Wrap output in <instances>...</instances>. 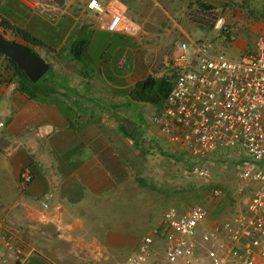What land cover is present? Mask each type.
Instances as JSON below:
<instances>
[{
    "label": "crops",
    "instance_id": "obj_1",
    "mask_svg": "<svg viewBox=\"0 0 264 264\" xmlns=\"http://www.w3.org/2000/svg\"><path fill=\"white\" fill-rule=\"evenodd\" d=\"M88 1L59 7L60 0H0L4 25L0 32L7 39L31 48L43 60L46 49L63 51L69 46L67 56L56 65H62L58 74L46 61L51 75L31 96L19 89L7 58L0 55V232L3 228L15 232L22 241L26 257L22 264H48L55 256L59 264H115L114 256L126 253L129 248L123 243L129 235L112 231L109 223L97 218L102 209L113 210L114 206L104 205L107 201H127L134 210L139 198L132 195H143L146 201L148 191L138 180L146 161H141L134 137L125 134L124 122H131L133 106L144 104L132 102L130 93L148 77L147 51L171 44L176 56L182 43L192 50L199 34L210 33L205 31L207 24L200 26L191 18L196 10L205 20L207 14H217L234 35L252 11L264 10V0H98L126 8V18L142 30L133 38L107 31L110 17L104 16L100 23L86 10ZM145 27L167 37L159 36L160 41L155 36L144 46L140 41ZM227 42L222 37L214 43ZM235 42L236 36L231 43ZM80 44L85 49L74 59L73 49ZM155 131L165 149L185 152ZM216 162L224 161L217 159L212 165ZM25 174L30 182L23 179ZM164 246V240L157 238L152 261L163 258Z\"/></svg>",
    "mask_w": 264,
    "mask_h": 264
},
{
    "label": "built area",
    "instance_id": "obj_2",
    "mask_svg": "<svg viewBox=\"0 0 264 264\" xmlns=\"http://www.w3.org/2000/svg\"><path fill=\"white\" fill-rule=\"evenodd\" d=\"M60 1L68 5L76 0ZM86 10L95 13L100 23L109 16L105 28L112 34L133 38L141 34V27L126 18L127 10L118 2L89 0ZM214 29L227 43L235 40L224 19L219 18ZM172 61L175 81L152 124L185 151L192 161L191 174L209 182L212 163L227 159L225 154L234 150L264 164V33L239 61L226 59L207 42L192 50L180 44ZM237 177L256 187L243 212L202 234L200 243L198 232L209 217L208 208L204 204L183 212L171 208L140 239L136 252L124 264H264V168H245ZM23 179L30 182L31 177L25 174ZM223 196L219 188L211 191L215 200ZM13 233L5 228L0 232V264L26 260L22 241ZM157 238L165 242L163 258L152 261Z\"/></svg>",
    "mask_w": 264,
    "mask_h": 264
},
{
    "label": "rangeland",
    "instance_id": "obj_3",
    "mask_svg": "<svg viewBox=\"0 0 264 264\" xmlns=\"http://www.w3.org/2000/svg\"><path fill=\"white\" fill-rule=\"evenodd\" d=\"M44 4L48 5L47 2ZM63 6L65 5L59 7ZM199 12L201 11L196 10L194 14L191 12V18L194 19L195 22H198L200 26H202L203 23L207 24L205 31H210V33H205L203 35L199 34L198 38L201 37L199 42L212 44V47L216 52L231 61H239L243 52L253 49L255 41H257V39L264 33V10L252 11L249 17L243 20L244 24L240 25L235 33L236 44L233 45L232 43H228L226 46H219V44L214 42L222 39V37L220 36V33L211 30V28H214L219 17H217V14L214 15V13H209L207 14L209 15L208 19L205 20L206 17L203 18L202 15L200 16ZM46 17L50 19V15L47 13ZM165 21L169 22L168 19ZM167 22L166 25H169ZM3 26L4 25L0 23L1 29ZM144 29L146 35L143 40L140 41L144 46H148L150 42H153L155 36H157L158 40H160L159 36L161 37V40H164L167 37L166 35L161 36L155 34V31H153V29L150 31L148 27H145ZM215 33L217 35L215 37L216 40L214 39ZM171 48V44H168L161 50L150 49V51H147L149 62L148 76L160 78L165 76L172 77L174 75L176 77V70L173 68L172 61L175 57V52ZM68 50L69 46L63 51H58L56 49L45 50L46 55L44 56V60L45 62L52 63L53 66L56 67V74H58L57 71L60 70L62 66L58 67L56 65L63 55L65 57L67 56L65 53L68 52ZM37 51L38 53L43 54V50ZM50 75L51 70L39 80L37 87L40 88L45 79L50 77ZM158 110L157 107L149 104H137L132 107L131 111L132 119L130 123H134L137 127L133 131V137L137 143L136 147L141 152V161H146L145 168H143L145 171L143 170L141 174L142 178L138 179L140 185L144 186L145 190L148 191L146 201L142 198L143 195H132V199L135 196H138L139 198V200L134 201V206L138 208H136L137 210L128 208L129 204L127 201L123 203H112L111 201H107L104 205L114 206L113 210H107L106 207L102 209V215L97 218L99 221L103 220L104 223H109V227L114 229L112 231L116 230L115 232H123L130 237L126 244L123 243V245L129 249L125 251L126 253L121 252L123 254L114 256L115 264H124L125 260L136 252L140 239L143 236L148 235L151 232V229L159 223L163 214L171 208L177 209L180 212L187 210L195 204H204L208 208L209 217L203 223L202 227L199 228L198 232V241L201 243L200 237L202 234L206 233V231L210 230L215 225H221L225 221L231 219L235 214L245 210L246 204L252 196L253 187L250 183L241 182L237 177V174L245 168H264V164L254 162L244 151L234 150L236 155H234L235 153H227L225 156L228 158L223 160V163H215L212 167V179L209 182L206 183L198 179L191 174L193 167L192 161L186 156L187 154L185 152L171 150L166 146V149L163 147L164 142L160 139L159 135H157L155 126L151 123V119ZM126 116L127 115H125V117ZM128 119H130V117ZM162 151L169 156H164L165 154H163ZM215 188H219L224 192L223 198L215 200L211 197V191ZM223 207H226L227 210H224ZM106 212V218H104ZM108 214L109 216H116L115 218L113 217V219L117 220L111 219ZM145 215L146 218L144 220L143 218ZM124 216L125 219L128 217L127 220L122 219ZM113 221H115V225ZM106 226L108 225L106 224ZM94 228L102 230L106 227L97 226ZM98 232L103 233L102 231ZM105 233L106 232H104L103 235ZM59 242L55 243V245L59 244ZM116 245L123 246L120 242L116 243ZM204 250L205 249L201 250V254L204 253ZM56 251L57 249L54 250V253ZM159 254L162 256V253L159 252ZM55 257H51L53 262L46 259L48 264H59V261L57 262ZM12 263H14V261L9 262L8 264Z\"/></svg>",
    "mask_w": 264,
    "mask_h": 264
},
{
    "label": "trees",
    "instance_id": "obj_4",
    "mask_svg": "<svg viewBox=\"0 0 264 264\" xmlns=\"http://www.w3.org/2000/svg\"><path fill=\"white\" fill-rule=\"evenodd\" d=\"M27 36V35H24ZM25 38V37H24ZM32 42H36L35 39H30ZM28 51H31L35 53L31 48H28L26 46H23L17 42H14ZM85 49V46L79 45L76 46L73 49V55L74 59L75 58H80L83 51ZM8 66L11 70L14 71V76L18 78L19 81V89L28 95H33L34 92L37 90V84H33L29 81V79L25 76V74L18 69V67L9 59H7ZM175 81V76L173 75L172 77L165 76V77H160V78H155L152 76H148L145 80L136 83L134 89L130 93V98L132 102H137V103H144V104H149L154 107H157L159 110L163 107L164 102L169 95L173 84ZM125 134L127 136V130L124 127ZM134 135H131L130 137L132 138ZM164 156H167L166 153ZM34 264H38V262H34Z\"/></svg>",
    "mask_w": 264,
    "mask_h": 264
},
{
    "label": "water",
    "instance_id": "obj_5",
    "mask_svg": "<svg viewBox=\"0 0 264 264\" xmlns=\"http://www.w3.org/2000/svg\"><path fill=\"white\" fill-rule=\"evenodd\" d=\"M0 55L11 60L33 84L41 80L50 70V65L40 56L7 39L1 32ZM124 123L128 135L131 136L136 126L128 121Z\"/></svg>",
    "mask_w": 264,
    "mask_h": 264
},
{
    "label": "clouds",
    "instance_id": "obj_6",
    "mask_svg": "<svg viewBox=\"0 0 264 264\" xmlns=\"http://www.w3.org/2000/svg\"><path fill=\"white\" fill-rule=\"evenodd\" d=\"M4 35V34H3Z\"/></svg>",
    "mask_w": 264,
    "mask_h": 264
}]
</instances>
